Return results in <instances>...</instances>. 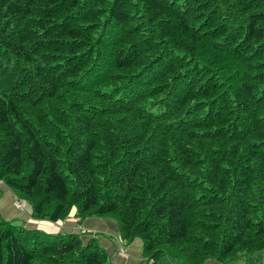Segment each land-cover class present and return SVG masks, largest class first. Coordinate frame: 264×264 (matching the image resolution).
Returning <instances> with one entry per match:
<instances>
[{"label": "trees", "instance_id": "obj_1", "mask_svg": "<svg viewBox=\"0 0 264 264\" xmlns=\"http://www.w3.org/2000/svg\"><path fill=\"white\" fill-rule=\"evenodd\" d=\"M0 182L144 264L264 253V0H0ZM12 221L0 264H111Z\"/></svg>", "mask_w": 264, "mask_h": 264}, {"label": "crops", "instance_id": "obj_2", "mask_svg": "<svg viewBox=\"0 0 264 264\" xmlns=\"http://www.w3.org/2000/svg\"><path fill=\"white\" fill-rule=\"evenodd\" d=\"M1 187L0 188L3 191L4 198L2 201H0V213L5 219H16L17 221L19 220L18 222H22L29 229L42 230L53 234L60 232H89L90 234L96 233L99 234L98 239L101 245L106 248L112 256L110 260L111 264H144L145 259L142 256V244L137 240L130 245L128 250L129 255L126 258L120 256L119 249L123 247L119 242V231L117 225L114 222L98 219L88 220L81 224L79 219L67 220L68 222L64 223L63 221L53 223L44 220H34L32 217L20 213L14 205L16 199L14 194L3 184ZM42 225H48L53 227L55 230L48 231L45 228H41Z\"/></svg>", "mask_w": 264, "mask_h": 264}, {"label": "rangeland", "instance_id": "obj_3", "mask_svg": "<svg viewBox=\"0 0 264 264\" xmlns=\"http://www.w3.org/2000/svg\"><path fill=\"white\" fill-rule=\"evenodd\" d=\"M2 186V183L0 182V187ZM2 188V187H1ZM1 188H0V201H2V199L4 198V195H3V191L1 190ZM23 202V201H22ZM14 205H15V208L20 212V213H22V214H25V215H27V216H29V217H31V212L30 211H27L24 207H20V202L19 201H17L16 199H15V203H14ZM1 214V213H0ZM77 217H74V216H70L67 220H72V219H74V220H78V218L76 219ZM63 221V223L64 222H68V221ZM19 221V220H18ZM18 221L15 219V220H13L12 222H14V223H18ZM70 222V221H69ZM73 222H76V221H73ZM41 228H45L46 230H48V231H54L55 229L53 228V227H50V226H48V225H42L41 226ZM89 233V232H88ZM94 235H99V234H94ZM119 242H120V244L125 248V252H124V254L125 255H123V256H121V257H127L128 255H129V248H130V245H128L123 239H121V238H119ZM263 253V252H262ZM262 253H257V254H255V255H253V256H249V255H247V256H244L243 258H240L239 260H237V261H232V262H229V263H226V264H263V262H264V253L262 254ZM125 258H123V259H125ZM161 264H184L182 261H179V260H175V259H173V258H171V257H164L162 260H161V262H160ZM207 264H218L217 263V261H214V260H212V261H209V262H207Z\"/></svg>", "mask_w": 264, "mask_h": 264}, {"label": "built area", "instance_id": "obj_4", "mask_svg": "<svg viewBox=\"0 0 264 264\" xmlns=\"http://www.w3.org/2000/svg\"><path fill=\"white\" fill-rule=\"evenodd\" d=\"M17 201L20 202L21 208L24 207L27 211H30L32 213V207L30 204H28L26 201H23V202L21 200H17ZM124 252H125V249L121 248L120 249V255L121 256L125 255Z\"/></svg>", "mask_w": 264, "mask_h": 264}, {"label": "clouds", "instance_id": "obj_5", "mask_svg": "<svg viewBox=\"0 0 264 264\" xmlns=\"http://www.w3.org/2000/svg\"><path fill=\"white\" fill-rule=\"evenodd\" d=\"M21 201H23V200H21ZM32 214V213H31Z\"/></svg>", "mask_w": 264, "mask_h": 264}]
</instances>
